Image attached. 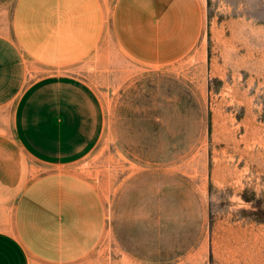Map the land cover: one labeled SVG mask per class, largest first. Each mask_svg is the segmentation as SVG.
I'll return each mask as SVG.
<instances>
[{"label": "rangeland", "instance_id": "obj_1", "mask_svg": "<svg viewBox=\"0 0 264 264\" xmlns=\"http://www.w3.org/2000/svg\"><path fill=\"white\" fill-rule=\"evenodd\" d=\"M15 1L0 0V32ZM201 1V41L172 62H135L105 33L70 65L100 99L99 138L71 163L27 162L95 187L103 223L81 264H264V0Z\"/></svg>", "mask_w": 264, "mask_h": 264}, {"label": "crops", "instance_id": "obj_2", "mask_svg": "<svg viewBox=\"0 0 264 264\" xmlns=\"http://www.w3.org/2000/svg\"><path fill=\"white\" fill-rule=\"evenodd\" d=\"M16 0L0 32V264H81L102 228L95 187L80 174L48 170L76 161L97 142L103 110L70 65L103 34L127 58L172 62L200 43L201 0ZM107 18V17H106ZM29 60V61H28ZM46 72L29 78L27 65ZM28 63V64H27Z\"/></svg>", "mask_w": 264, "mask_h": 264}, {"label": "clouds", "instance_id": "obj_3", "mask_svg": "<svg viewBox=\"0 0 264 264\" xmlns=\"http://www.w3.org/2000/svg\"><path fill=\"white\" fill-rule=\"evenodd\" d=\"M231 200L234 201L235 204H236V207H235L234 210H238L240 208H244V209L250 208V205H248L247 203H245L239 196H233L231 198ZM217 203H218V201H217Z\"/></svg>", "mask_w": 264, "mask_h": 264}]
</instances>
